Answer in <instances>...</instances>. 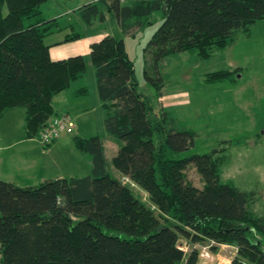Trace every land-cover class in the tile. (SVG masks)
<instances>
[{
  "label": "trees",
  "instance_id": "trees-1",
  "mask_svg": "<svg viewBox=\"0 0 264 264\" xmlns=\"http://www.w3.org/2000/svg\"><path fill=\"white\" fill-rule=\"evenodd\" d=\"M42 1L0 0V116L11 106L24 107L25 136L37 140L58 114L52 97L91 64L103 126L117 139L110 165L119 174L109 172L101 138L73 134L76 148L90 157L89 173L25 186L0 178V264H198L194 244L215 252L224 243L237 248L225 264H264V213L252 209L254 190L220 179L222 147L174 157L191 146L193 134L164 110L152 112L123 43V35L134 36L159 14L143 48L154 66L143 77L159 95L162 59L182 51L210 57L264 17V0H89L73 11L82 23L89 27L109 14L120 34L90 43L88 54L55 60L44 41L55 18L41 14ZM81 36L68 34L63 41ZM205 76L232 77L222 68ZM87 91L80 85L73 93ZM188 165L201 186L186 177ZM180 237L192 245L189 252Z\"/></svg>",
  "mask_w": 264,
  "mask_h": 264
},
{
  "label": "rangeland",
  "instance_id": "rangeland-1",
  "mask_svg": "<svg viewBox=\"0 0 264 264\" xmlns=\"http://www.w3.org/2000/svg\"><path fill=\"white\" fill-rule=\"evenodd\" d=\"M80 1L44 0L40 5L41 14L48 17L72 11L74 6L83 2ZM155 17L157 22L147 24L134 36L123 35V43L135 67L138 89L150 101L152 112L159 114L160 109L164 110L178 128H186L193 134L191 146L175 153L174 157L206 153L222 147L219 155L224 159L220 164V179L230 181L242 190H254L252 209L256 214L264 213V17L250 24L248 30L239 31L232 44L216 49L208 58L201 59L188 51L170 53L156 69L163 77L159 95L143 77L144 70L154 73L150 55H144L143 48L160 22L159 14ZM73 30L82 31L78 26ZM221 68L229 70L232 77L217 81L205 79L207 72ZM83 78L90 89L94 87L92 68L86 70ZM84 103L88 108L81 113L74 109L77 107L68 108L75 130L65 133L62 135L64 140L59 141V138V142L53 144L54 138L48 147L41 146L36 140H21L24 136V107L6 109L0 116V178L25 186L36 184L41 177H49L56 172L65 176L87 173V154L76 148L73 134L101 138L107 147L105 157L109 172L118 175L110 165V158L117 149V139L103 126L104 110L94 103L91 95ZM110 141L115 145L113 151H109L113 147ZM185 169L186 177L194 185L201 186L203 181L196 169L192 165ZM133 193L148 203L144 190L134 186ZM261 239L264 248V238ZM179 243L182 249L190 251L192 245L186 244L185 238L180 237ZM193 246L200 249V253L208 251L209 257H198L201 261L212 264L226 261L219 260L220 256L215 259V253L207 245ZM217 247L223 245L218 244ZM236 249L225 245L219 253L232 260Z\"/></svg>",
  "mask_w": 264,
  "mask_h": 264
},
{
  "label": "crops",
  "instance_id": "crops-1",
  "mask_svg": "<svg viewBox=\"0 0 264 264\" xmlns=\"http://www.w3.org/2000/svg\"><path fill=\"white\" fill-rule=\"evenodd\" d=\"M82 1H80V2H82L81 4L86 3L89 0H82ZM77 4H80V3H77ZM80 5L74 6L72 8L73 9L72 11L66 10L65 13L61 12V13H59V15L53 14L51 16L45 17L47 19H54L55 18L54 22H52L51 28L44 35V41H45V43H47L49 45L48 48H49L50 59H53V60L63 59V58H67L69 56H76L78 54H81V55L88 54L90 52V46H89L90 43L99 41V40H101L102 37H104L108 34H110V35L120 34V33H118L119 29L117 28L116 23L114 22L112 16H110L109 14L106 15V17L103 21L96 22L92 25H89V27H86L84 25V23H82V21L79 19L78 15L76 16L75 12H73ZM75 26H78L82 31L80 32V31L73 30ZM137 31H139V29ZM77 32L81 33L82 36L77 37V39H68L66 41H63L64 38L66 37V35L72 34V33H77ZM59 34H61V35H59ZM135 34H136V32H135ZM91 68L93 71V78H94V69H93L92 65L89 64L86 67L87 71ZM80 85H86L87 86V88H88L87 93L86 94H80V96H74V93H73L74 90L76 88L80 87ZM90 95H91L92 99L94 100V103H96L97 106L101 107L102 110H104L102 107V103H100V101L98 99V95L96 92V83H95L94 87L92 86V88L90 89V87L87 84H85L83 76L79 77V79L73 81L67 89L57 92V94L52 97L51 105H53V108H54L53 114L58 113L59 111H65V112L70 113L68 108L72 107V106L77 107L74 109L79 110V113L84 112L88 108L87 104L84 103L85 99H86V97H88ZM104 112H105V110H104ZM103 118H102V121H103ZM23 125H24V121H23ZM23 125H22V130H23L24 136L21 138V140L22 141L24 139L36 140L35 137H26L25 136V131L23 129ZM74 127H75V125H74ZM77 131H79V130H77ZM65 133L66 132H62L59 135V137H57L55 139L53 144L56 143V141H58L57 139H59V138H60L59 141L64 140L62 135H64ZM36 141H38V140H36ZM110 142L113 144V147L111 148V150L109 149V147H108V149H109V151H113L115 145H114L113 141H110ZM106 145L109 146L108 144H106ZM103 147H104V149L107 148L104 144H103ZM83 153H85V152H83ZM105 159H106V157H105ZM87 161H88L87 173H89L90 169H91V161H90V157L88 154H87ZM87 173H84V174H87ZM118 174H119V171H118ZM72 175L82 176V175H75V174H72ZM61 176H65V175H63L61 172H56L52 176H49V177L56 178V177H61ZM49 177H41V180L45 179V178H49ZM222 245H223V247H221V248H225V245H227L229 247L236 249V247H233L232 245H229L226 243L221 244V246ZM217 248H218L217 251L213 252V253H215L214 254L215 259L218 256H220V257H218L219 260L226 259L225 262L220 263V261H219V263H217V264H225V263L230 262L231 259H229V258L227 259L226 257L223 258V256L220 255L219 250L221 248L220 247H217ZM234 251L235 250H233V253H234ZM231 252H232V250H231ZM230 258H231V256H230ZM203 262H208V261L202 260L198 264H202ZM210 264H212V263H210Z\"/></svg>",
  "mask_w": 264,
  "mask_h": 264
},
{
  "label": "built area",
  "instance_id": "built-area-1",
  "mask_svg": "<svg viewBox=\"0 0 264 264\" xmlns=\"http://www.w3.org/2000/svg\"><path fill=\"white\" fill-rule=\"evenodd\" d=\"M48 121L49 122H47V125L43 128V131L37 136V140L43 146L53 141V139L59 136L60 133H70V131H73L75 128L71 117L65 112H58V114L50 118ZM202 255L208 256L209 253L208 251H203L199 256L201 257Z\"/></svg>",
  "mask_w": 264,
  "mask_h": 264
}]
</instances>
